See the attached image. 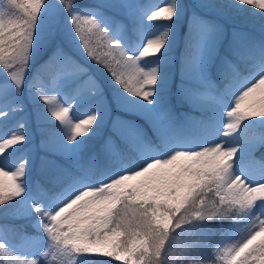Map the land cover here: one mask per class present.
Segmentation results:
<instances>
[{"label": "snow or ice", "instance_id": "snow-or-ice-1", "mask_svg": "<svg viewBox=\"0 0 264 264\" xmlns=\"http://www.w3.org/2000/svg\"><path fill=\"white\" fill-rule=\"evenodd\" d=\"M237 3L264 10V0ZM61 6L69 14L83 56L111 78L118 97L154 105L167 80L165 66L175 40L167 24L182 14L180 0H168L166 6H157L150 13L138 0H101L85 14L75 9V0H58L56 7ZM48 8V0H0V69L10 80L0 84L4 99L0 107L5 109L0 118L25 111L18 98L27 87L38 100L37 120L46 113L54 122L51 129L40 128L41 148L45 153L67 155L83 146L103 124V117L97 106L73 124L67 119L70 107L53 105L55 97L49 91L60 92L71 85L76 105L85 93L103 101L104 90L94 75H86L83 64L61 48L58 31L38 34V23ZM144 18L166 23L162 31L145 39ZM190 25L220 31L195 13ZM233 35L238 45L233 58L224 56L213 62L209 56L204 68L195 57L197 46L191 34L186 42L181 57V95L210 112L198 120L203 135L195 143L171 140L162 122L172 123L175 116L163 111L157 117L159 139H148L134 127L124 126L123 145L111 138L104 143L106 157L134 151L138 154L135 161L121 163L117 170L96 178L101 161L92 155L77 164L78 176L63 170L62 177L53 182H66L59 193L37 178L34 194L29 195L30 146L12 161V154L29 140V120L21 116L0 138V208L13 217L23 215L35 221L37 231L33 235L5 225L19 243L0 236V256L7 257L0 264H57L58 259L64 264V257L68 264H77L79 258L96 256L121 264H170L169 248L177 229L191 237L179 264H202V249L210 246L205 222L224 216L237 227L219 250L222 264H264V152L256 156L264 149V129L253 130L246 123L264 121V36L249 44L244 33ZM129 37H139L142 45L130 50L124 43ZM44 49L51 50V55L28 79L34 56ZM82 76L85 78L80 79ZM223 109H227L226 124ZM119 127L117 120L114 128ZM217 135L222 142L211 139ZM238 156L247 158L239 170L235 167ZM40 161L42 174L56 164L48 155ZM4 177L10 181L7 187ZM87 264L108 262L90 259Z\"/></svg>", "mask_w": 264, "mask_h": 264}, {"label": "rangeland", "instance_id": "rangeland-1", "mask_svg": "<svg viewBox=\"0 0 264 264\" xmlns=\"http://www.w3.org/2000/svg\"><path fill=\"white\" fill-rule=\"evenodd\" d=\"M88 5H75V9L80 11L81 14H85L87 9L97 6L101 3V0H87ZM139 1V0H138ZM237 1V0H236ZM168 0H159L155 2L154 0L150 1V4L146 7L147 11L150 13L151 10H156V7L166 6ZM184 0H180L182 5V14L173 22H169L167 26L171 29V32L174 34L175 40L172 48L170 49V62L165 66V71L167 72V80L160 88L156 96V101L154 105H148L147 102L142 100L127 101L122 97H118L117 92L119 91L117 86H115L111 78L103 75L102 69L98 66L92 64L91 61H88L86 57L83 56L82 49L79 48V41L75 37V33L72 31L71 24L69 23V14L64 11L63 7H56L58 0H48L49 8L46 10L42 19L38 23L37 32L39 35L43 36L47 34L51 29H55L59 33V44L61 48L69 55H72L75 59L81 62L84 65L90 66L88 69V74L94 75L96 79L100 82L101 88L104 90L103 101H99L97 97H90L87 93L83 96L77 98L76 105L72 103V86L68 85L62 89L60 92L49 91V95L54 96L53 105L57 107H70L69 116L67 119L71 120L72 123L78 122V119L85 118L94 108L99 106L101 115L103 117V124L94 131V134L90 135L83 143V146L74 150L73 152L67 155H60L55 153H45L41 148V139L42 134L40 131L41 127H47L49 129L54 127V122L50 121L47 118V114L44 113L42 120H37V104L38 100L32 98L29 94L27 87L23 90L19 96V102L23 103L25 106L24 112L18 113H9L6 119L0 118V138L6 133V131L13 127L18 119L21 116L29 120V140L25 143L23 147L18 148L12 154V161L15 162L18 158H21L25 154V149H28L30 146V151L27 153L29 158V195L34 194V182L37 178L41 182H45L47 186L52 187L57 193L63 190V187H66V182L61 184L53 183L58 178L62 177L63 170H67L72 173V175H79L80 170L77 167V164L86 160L92 155H96L98 160L102 156L103 161L107 163L102 165L100 163L99 167L95 172L96 178H102L103 174L117 170L121 163L129 164L137 159L138 154L134 151L133 154L128 155V160L121 158L120 156H113L111 158L106 157L102 152L104 143L111 138L115 143L117 140H120L124 143L123 129L124 126H131L139 130L145 135L146 130L143 125L140 123L139 119L143 121L150 133L148 139H159L157 128L161 126V122L157 120L159 114L163 111H170L175 116V120L172 123L167 121L162 122V126L166 129L168 136L171 140L177 143H195L203 135V130L201 129L198 120L203 116L209 115V109L205 105H196L189 102L184 96L181 95L180 87L182 83L181 75V57L185 52V45L189 39L190 34L192 35L193 42L196 44L197 48L195 51V57L199 66L201 68L208 66L209 56L212 57L213 62H217L222 59L224 56H228L229 59L233 58V52L237 49V41L234 38V32L244 33L242 30L232 27L229 32H226L223 25L217 23H211L214 26H218L220 31L210 30L204 26H192L190 25V20L195 13L196 15L202 17L204 20H213V16L216 14L215 11H212L210 8H202L200 5H208L212 3L210 0H187L190 5L189 10H185ZM260 13L264 16V10H260ZM187 12V16H185ZM205 12V13H202ZM185 16L186 22V31L182 33L181 31V22ZM164 21L149 22L146 18L142 20V31L144 33V38L146 39L149 35L158 34V32L163 30ZM245 34V33H244ZM246 35V34H245ZM61 37L64 39L62 40ZM126 47L130 50H134L138 45H142L143 41L139 37H129L124 40ZM49 49H44L38 52L30 65V74L28 79H31V75L38 71L39 64L44 61L46 53ZM114 55H118L114 53ZM151 58V57H149ZM146 67L149 65H145ZM247 75V73H244ZM82 76L80 79H84ZM4 82L10 83L7 75L0 69V84ZM184 83H191V81H183ZM10 95H15L14 91L10 90ZM214 95V93L212 94ZM61 96L64 99H61ZM257 95V99H258ZM4 103V99L0 96V104ZM47 106V105H45ZM5 109L0 107V111ZM42 110V105H41ZM227 109H223V123L228 122L226 116ZM191 117V119H188ZM54 120V118H53ZM117 120L120 121V127L114 128V122ZM56 124L60 122L56 121ZM248 126L256 131H259L264 128V121H254L246 122ZM63 127V125H61ZM152 135V136H151ZM83 137H81L82 139ZM63 139V137H61ZM214 141L222 142V137L217 135L211 137ZM118 144V143H117ZM209 146H212L211 144ZM110 155H115L116 153L110 152ZM48 155L50 159L56 162L55 165L49 166L46 173L41 172V156ZM246 156L237 157L235 167L239 170L242 166L243 160H246ZM56 165H59L57 167ZM7 171V169H5ZM7 187L10 184L9 178H2ZM4 218V214L0 211V219ZM14 220L18 221L16 226L11 224V221H8L9 227H19L24 231L29 232L30 234L35 235L37 229L34 227L35 221L30 220V218L23 215L15 216ZM243 222H241L242 225ZM236 225H233L231 228L224 230L219 238L217 239L215 246L211 249V254L209 256L202 257V264H222V261L218 259L219 250L225 246L227 241L225 237L232 235L233 231L236 230ZM5 228L0 225V236H7ZM10 234H13L9 232ZM42 235V233H41ZM9 239V237L7 236ZM239 238V237H237ZM13 243H19L16 236H11ZM16 240V241H14ZM224 242V243H222ZM234 242V241H233ZM47 250V249H45ZM36 258V257H29ZM92 257L79 258L77 264H85ZM96 258H106L103 256H96ZM0 259L7 261V257L0 256ZM40 260H43L44 257L40 256ZM51 260V257L48 258ZM64 264H68V258H63ZM57 264H61L58 259Z\"/></svg>", "mask_w": 264, "mask_h": 264}, {"label": "trees", "instance_id": "trees-1", "mask_svg": "<svg viewBox=\"0 0 264 264\" xmlns=\"http://www.w3.org/2000/svg\"><path fill=\"white\" fill-rule=\"evenodd\" d=\"M150 1L152 0H139L138 2L147 7L150 4ZM154 1L158 2L159 0H154ZM210 1L212 3L202 8H210L212 11L216 12V14L213 16V20H209L211 23H215V21H218L217 23L223 25L226 32H229L232 27L242 30L248 37L249 44H252L259 37L264 36V16L260 13L259 9H256L254 6H251V5H241L237 3L236 0H210ZM183 3L185 5V10H189L190 5L188 4L187 0H184ZM88 4H91V3H89L87 0H75V5L82 6V5H88ZM202 13H205V12H202ZM187 15L188 14L186 12L185 16ZM185 16L181 22L182 23L181 25L182 33H185L187 29L186 22H185ZM61 39L64 40L62 37ZM50 55H51V50H48L44 61L39 64L38 70L40 69L41 65L45 63V61L49 58ZM73 59L75 58L73 57ZM84 67L90 69V66L88 65H84ZM101 71L103 75L107 76V74L103 71V69ZM139 121L146 130L145 136L149 138L150 133L148 129L146 128V125L143 123L141 119H139ZM152 137H153L152 139L155 138L154 136ZM117 143L118 145L124 144L120 140H117ZM262 152H264V149L258 150L256 152L257 158L260 157ZM133 153L134 152H124V153H121L120 155H121V158L128 160V155L133 154ZM103 159L104 158L102 156L99 157L101 164L105 166L107 161L106 160L103 161ZM0 211L4 214V218L0 219V225L1 227L5 228V225L9 226V223L7 222L11 221V218L13 216L8 212V210L4 208H0ZM14 218L15 217H13V221H11V224L13 226H16L18 221L14 220ZM205 223L207 224V228L205 229V235L210 237V246L202 249V252H201L202 257L209 256L211 254V249H213L217 239L219 238L218 237L219 234L221 235V233H223L224 230L229 229L234 225L233 224L234 222L228 216H224L220 218H213L212 220L206 221ZM9 232H7V236L9 237V239H11V236L15 235V233L11 232L13 234H10ZM174 235H175V239L172 240L171 247L169 248V261H170V264H179V261L182 256V249L187 245L188 240L191 237L187 232H182L180 229H177ZM91 259H96L99 261H107L108 264H121L120 261H116L113 258H109V257H106V258L92 257Z\"/></svg>", "mask_w": 264, "mask_h": 264}]
</instances>
